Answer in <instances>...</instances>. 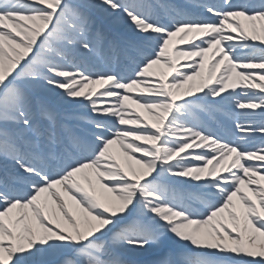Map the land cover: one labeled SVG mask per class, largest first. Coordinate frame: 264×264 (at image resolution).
Here are the masks:
<instances>
[{
    "label": "snow or ice",
    "instance_id": "obj_1",
    "mask_svg": "<svg viewBox=\"0 0 264 264\" xmlns=\"http://www.w3.org/2000/svg\"><path fill=\"white\" fill-rule=\"evenodd\" d=\"M0 264H264V0H0Z\"/></svg>",
    "mask_w": 264,
    "mask_h": 264
},
{
    "label": "rangeland",
    "instance_id": "obj_2",
    "mask_svg": "<svg viewBox=\"0 0 264 264\" xmlns=\"http://www.w3.org/2000/svg\"><path fill=\"white\" fill-rule=\"evenodd\" d=\"M173 2V1H172ZM118 30H121L118 26H116V25H112L111 26V31L112 32H118ZM138 111H140L141 112V114H142V112L146 115V119H148L147 118V113L146 112H144V110L143 109H137ZM143 114V115H144ZM257 141V143H259V141H260V139L259 140H256Z\"/></svg>",
    "mask_w": 264,
    "mask_h": 264
},
{
    "label": "bare ground",
    "instance_id": "obj_3",
    "mask_svg": "<svg viewBox=\"0 0 264 264\" xmlns=\"http://www.w3.org/2000/svg\"><path fill=\"white\" fill-rule=\"evenodd\" d=\"M143 114H144V113L142 112V115H143ZM143 116H144L145 119H146V115L144 114ZM147 118L150 120V117H148V115H147ZM259 139H260L259 137L256 138V140H259Z\"/></svg>",
    "mask_w": 264,
    "mask_h": 264
}]
</instances>
